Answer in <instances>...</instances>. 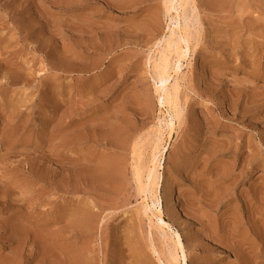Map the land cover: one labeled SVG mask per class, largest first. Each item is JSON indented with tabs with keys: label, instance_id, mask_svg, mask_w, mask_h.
I'll return each instance as SVG.
<instances>
[{
	"label": "rangeland",
	"instance_id": "rangeland-1",
	"mask_svg": "<svg viewBox=\"0 0 264 264\" xmlns=\"http://www.w3.org/2000/svg\"><path fill=\"white\" fill-rule=\"evenodd\" d=\"M195 7L194 10H191ZM160 187L187 264H264V0H193ZM162 0H0V264H163L133 168Z\"/></svg>",
	"mask_w": 264,
	"mask_h": 264
},
{
	"label": "bare ground",
	"instance_id": "bare-ground-1",
	"mask_svg": "<svg viewBox=\"0 0 264 264\" xmlns=\"http://www.w3.org/2000/svg\"><path fill=\"white\" fill-rule=\"evenodd\" d=\"M193 0H162L164 14L167 19V34L159 41L155 54L147 56V62L152 68V81L157 95L159 107H164L163 114L154 127L147 154L146 163L140 162L133 168V173L142 194L141 207L147 214L150 227L155 225L162 231L165 242H170L165 262L163 264H187L186 252L178 232H169L166 224L162 201L159 196L163 183L162 159L166 155L167 147L163 145L165 137H171L175 131V124L179 123L181 105L179 99L181 68L190 65L187 57L192 44V34L189 26L188 7ZM192 7L191 10H194Z\"/></svg>",
	"mask_w": 264,
	"mask_h": 264
}]
</instances>
